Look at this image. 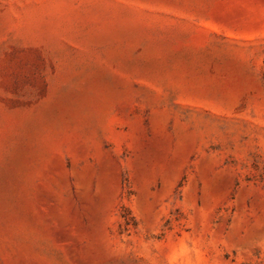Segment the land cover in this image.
<instances>
[{"label": "rangeland", "instance_id": "1", "mask_svg": "<svg viewBox=\"0 0 264 264\" xmlns=\"http://www.w3.org/2000/svg\"><path fill=\"white\" fill-rule=\"evenodd\" d=\"M0 264H264V0H0Z\"/></svg>", "mask_w": 264, "mask_h": 264}]
</instances>
